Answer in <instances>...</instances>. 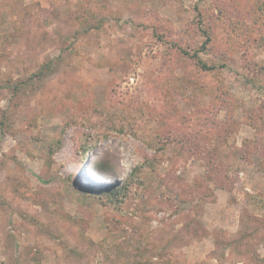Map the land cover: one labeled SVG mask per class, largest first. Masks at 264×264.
<instances>
[{
  "label": "rangeland",
  "instance_id": "374dc122",
  "mask_svg": "<svg viewBox=\"0 0 264 264\" xmlns=\"http://www.w3.org/2000/svg\"><path fill=\"white\" fill-rule=\"evenodd\" d=\"M0 264H264V0H0Z\"/></svg>",
  "mask_w": 264,
  "mask_h": 264
},
{
  "label": "trees",
  "instance_id": "16d2710c",
  "mask_svg": "<svg viewBox=\"0 0 264 264\" xmlns=\"http://www.w3.org/2000/svg\"><path fill=\"white\" fill-rule=\"evenodd\" d=\"M210 38H207V40H209ZM239 39H237L238 41ZM193 55L197 56L198 55V52H195ZM203 64V67H208L206 63L202 62Z\"/></svg>",
  "mask_w": 264,
  "mask_h": 264
}]
</instances>
